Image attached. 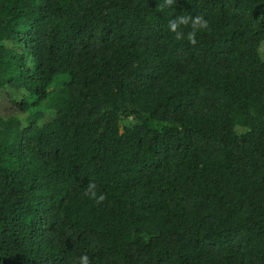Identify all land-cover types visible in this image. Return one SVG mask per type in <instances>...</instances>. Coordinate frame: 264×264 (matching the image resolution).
<instances>
[{"label": "trees", "instance_id": "1", "mask_svg": "<svg viewBox=\"0 0 264 264\" xmlns=\"http://www.w3.org/2000/svg\"><path fill=\"white\" fill-rule=\"evenodd\" d=\"M262 45L264 0H0V264H264Z\"/></svg>", "mask_w": 264, "mask_h": 264}, {"label": "clouds", "instance_id": "2", "mask_svg": "<svg viewBox=\"0 0 264 264\" xmlns=\"http://www.w3.org/2000/svg\"><path fill=\"white\" fill-rule=\"evenodd\" d=\"M173 3L174 0H164V4L166 5H172ZM189 24L191 25V31L185 34V32L181 30V27ZM167 28L170 33L175 35L177 41L187 39L190 44L194 45L196 43V33L198 31L207 30L209 28V21L203 16L189 17L179 15L168 22ZM262 50H264V45H262ZM84 195L93 199L97 205L102 204L106 199L104 194L97 193L95 183H88L86 185ZM75 264H90L89 256L87 254L79 256Z\"/></svg>", "mask_w": 264, "mask_h": 264}, {"label": "rangeland", "instance_id": "3", "mask_svg": "<svg viewBox=\"0 0 264 264\" xmlns=\"http://www.w3.org/2000/svg\"><path fill=\"white\" fill-rule=\"evenodd\" d=\"M60 85H61V81H59V79L58 80H55L54 81V83L52 84V89H56V88H59L60 87ZM1 101H0V107H1ZM4 110V109H3Z\"/></svg>", "mask_w": 264, "mask_h": 264}]
</instances>
